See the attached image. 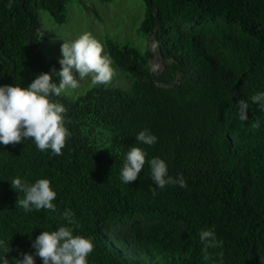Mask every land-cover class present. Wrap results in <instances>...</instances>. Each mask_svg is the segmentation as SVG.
Masks as SVG:
<instances>
[{"label": "trees", "instance_id": "1", "mask_svg": "<svg viewBox=\"0 0 264 264\" xmlns=\"http://www.w3.org/2000/svg\"><path fill=\"white\" fill-rule=\"evenodd\" d=\"M83 1L0 0V85L26 87L41 72H53L59 84L58 60L40 48L41 37H54L41 15L64 25L68 7ZM134 1L144 5L143 43L104 40L118 83L55 98L71 133L62 155L40 152L31 140L0 146L6 255L32 253L29 236L64 226L61 213L70 209L74 235L94 242L88 264H220L221 255L223 264H264V112L251 102L264 92V0ZM158 55L160 73L152 69ZM240 99L249 106L246 121L238 117ZM145 129L156 144L135 142ZM131 146L148 155L126 185L119 174ZM153 157L166 161L171 176L182 174L186 187L157 189L147 164ZM15 177L49 179L57 211L16 206ZM207 228L222 247L203 250L199 231Z\"/></svg>", "mask_w": 264, "mask_h": 264}, {"label": "clouds", "instance_id": "2", "mask_svg": "<svg viewBox=\"0 0 264 264\" xmlns=\"http://www.w3.org/2000/svg\"><path fill=\"white\" fill-rule=\"evenodd\" d=\"M60 54L58 60L60 70L55 73L60 78L59 84L53 81V72H41L26 87L15 84L0 85V146L31 140L40 152H48L50 156L62 155V149L66 146L71 133L66 127L67 110L55 98L60 97L67 89L77 88L79 82L89 75L92 82L97 85L108 83L114 75L110 59L106 54L102 55V45L87 32L71 42H63ZM251 102L258 106L259 111L264 112V92L252 95ZM236 105L239 119L248 120V104L240 99ZM251 126L259 128L260 122L255 121ZM157 139L148 129L138 132L135 136V142L148 146L156 144ZM147 155L142 148L135 146L129 148L119 174L123 184L129 185L137 180L145 166ZM147 164L150 178L157 189L164 190L168 186L186 187L182 174L175 177L169 174L165 160L153 157L147 160ZM9 182L11 189L18 194L16 206L22 208L25 213L33 210L57 211L53 203L57 198V192L49 179L42 178L34 183H28L15 177ZM20 193H23V198H20ZM61 219L66 222L64 226L42 231L35 239L29 236L34 251L19 253L21 258H12L10 261L6 254L11 249L0 240L2 249L0 264H36L37 257L42 264H88V257L94 250L92 238L74 235L76 220L70 209H65L61 213ZM199 242L205 252L210 248L217 249L223 246L214 228L201 229ZM219 261L223 264L222 255Z\"/></svg>", "mask_w": 264, "mask_h": 264}, {"label": "rangeland", "instance_id": "3", "mask_svg": "<svg viewBox=\"0 0 264 264\" xmlns=\"http://www.w3.org/2000/svg\"><path fill=\"white\" fill-rule=\"evenodd\" d=\"M140 14H142L141 18H139ZM68 15L69 21L64 25L53 23L46 12L41 15L44 29L54 35L52 39L45 40L44 37H41L40 40V48L49 59L59 60L61 44L71 42L85 32L102 45V55L106 54L104 40L107 37L120 41L122 46L143 43V36L138 32L144 19V5L140 1L110 0L103 3L100 0H84L71 4L68 7ZM148 44L153 46L155 43L150 40ZM111 66L114 69V75L106 83V86H113V83H118L119 74H121V71L116 69L112 62ZM152 69L155 72L163 71L164 66L160 56L152 61ZM74 75L76 74L74 73ZM100 85L94 84L91 75H89L79 82L77 88L67 89L61 95L76 99L88 90Z\"/></svg>", "mask_w": 264, "mask_h": 264}]
</instances>
